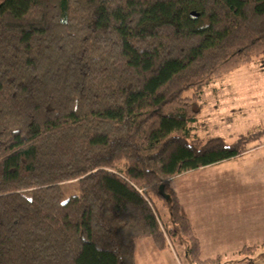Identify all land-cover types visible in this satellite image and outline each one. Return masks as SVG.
I'll use <instances>...</instances> for the list:
<instances>
[{
	"label": "trees",
	"instance_id": "1",
	"mask_svg": "<svg viewBox=\"0 0 264 264\" xmlns=\"http://www.w3.org/2000/svg\"><path fill=\"white\" fill-rule=\"evenodd\" d=\"M261 56L264 0H0V264H135L143 237L212 260L171 179L260 143L195 128Z\"/></svg>",
	"mask_w": 264,
	"mask_h": 264
},
{
	"label": "crops",
	"instance_id": "2",
	"mask_svg": "<svg viewBox=\"0 0 264 264\" xmlns=\"http://www.w3.org/2000/svg\"><path fill=\"white\" fill-rule=\"evenodd\" d=\"M261 57L264 62V56ZM259 89H264V75H259ZM259 104L264 105V94L259 97ZM263 120L264 116L259 117V129L264 128L261 127ZM231 127L237 128L234 125ZM213 135L224 136L222 132ZM259 145L253 143L251 148ZM249 150L245 153L252 157L253 150ZM246 155L200 167L171 179V185L177 191L199 239L200 257L212 260L196 261L189 254L186 242L182 243L183 246L174 247L180 256L177 260L169 247L159 249L151 237H143L135 242V264H264V255L261 262L255 253L259 248L264 250V239L252 252L241 250L244 246L259 243V223L264 229V168L263 171L256 169L252 172L251 163L257 164L259 160L249 164L240 161ZM234 160L241 162L239 165L250 177L235 173L233 188L214 191L216 184L226 185L231 179L223 172L215 171L217 177L201 174L209 167L217 170L219 164H224L223 167L235 164Z\"/></svg>",
	"mask_w": 264,
	"mask_h": 264
},
{
	"label": "rangeland",
	"instance_id": "3",
	"mask_svg": "<svg viewBox=\"0 0 264 264\" xmlns=\"http://www.w3.org/2000/svg\"><path fill=\"white\" fill-rule=\"evenodd\" d=\"M261 58L255 57L250 63L235 67L226 74L219 76V78L210 81L203 88L202 94L200 93L201 112L195 128L199 136L207 137L222 132L227 142H234L240 136L236 135L237 133L243 132L242 134H247L259 130V117L264 116V105L259 104V97L264 94V89H259V75H264V62L261 61ZM185 93H191V90ZM262 122L264 123V120ZM231 125L237 128L231 127ZM261 127H264V124ZM228 133L233 136L228 135ZM259 140L260 145L250 149L254 153L252 157L247 156V152L240 155H246L240 160L246 162V164H249L250 161L259 160L257 164L251 163L252 167L250 169L252 172H256V169L263 171L264 168V135L259 137L258 142ZM240 161L234 160L233 163L235 164H229L230 166L225 167H223L224 164H219L216 166L217 170L209 167L201 175L217 177L218 175L215 174V171L223 172L231 181L226 185L216 184L214 191H223L228 187L233 188L234 183L232 182L235 173L240 176L250 177L246 172L244 173V169L239 165ZM221 186L222 189L220 188ZM249 186L254 187L255 185L249 184ZM62 189L63 198H66L70 194L78 192V184L76 181L63 183ZM160 210L161 212H166V208L163 205L160 206ZM259 226V243H257V247L264 239V229L261 228L260 223ZM171 251L179 260V252ZM255 253L262 262L264 250L259 248Z\"/></svg>",
	"mask_w": 264,
	"mask_h": 264
},
{
	"label": "built area",
	"instance_id": "4",
	"mask_svg": "<svg viewBox=\"0 0 264 264\" xmlns=\"http://www.w3.org/2000/svg\"><path fill=\"white\" fill-rule=\"evenodd\" d=\"M168 246L170 247L171 250H175L170 243H168Z\"/></svg>",
	"mask_w": 264,
	"mask_h": 264
}]
</instances>
